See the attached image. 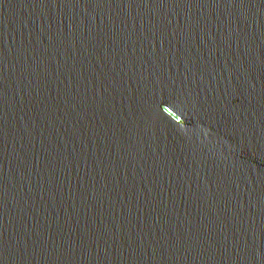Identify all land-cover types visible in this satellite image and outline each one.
<instances>
[{"label":"water","instance_id":"water-1","mask_svg":"<svg viewBox=\"0 0 264 264\" xmlns=\"http://www.w3.org/2000/svg\"><path fill=\"white\" fill-rule=\"evenodd\" d=\"M0 264H264V0H0Z\"/></svg>","mask_w":264,"mask_h":264}]
</instances>
